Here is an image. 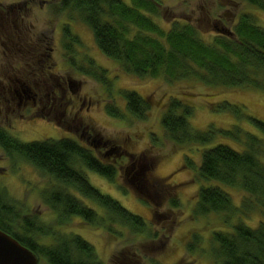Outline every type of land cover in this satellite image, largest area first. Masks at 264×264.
I'll return each mask as SVG.
<instances>
[{
    "label": "rangeland",
    "instance_id": "obj_1",
    "mask_svg": "<svg viewBox=\"0 0 264 264\" xmlns=\"http://www.w3.org/2000/svg\"><path fill=\"white\" fill-rule=\"evenodd\" d=\"M24 1L29 7L28 11L23 7L24 15L27 21L35 25V32L37 30L53 36L57 68L63 73V62L65 58L69 60L72 79L81 83L80 92L87 97L86 102L93 100L90 109L82 110L84 116L88 115L86 124L89 129L92 127L95 133L111 139L113 145L136 155L146 149L148 157L143 164L151 165L150 168H141L143 164H138V177L133 183L125 175L126 168L131 169L128 159L118 164L122 167L117 166L116 182L82 168L100 192L110 195L145 220L144 231H137L121 224L119 219L117 223L108 219L104 208L85 198L83 202L95 206L99 212L98 222L88 224L81 217L63 215L45 198L50 193L49 197L52 196L51 189L57 186V181L23 158L12 167L0 162V189L5 190L22 214L36 216L46 226L48 234L37 237L39 242L55 245L57 242L51 239V230L55 236L70 231L81 234L94 245L98 258L106 264H169L176 259L180 260L178 264H222L216 260L217 245L213 232L231 230L237 221L250 226L264 221V207L255 206L247 211L242 205L245 192L206 180L200 175L201 153L205 148L217 143L235 147L237 143L229 137L218 136L206 144L178 145L167 137L161 120L168 103L174 99L181 106L179 113H183L185 108L189 110L187 118L194 129L206 130L212 126L230 128L238 123L246 130L256 132L257 129L247 117L264 121V91L251 87L209 86L192 79L168 82L163 78L127 73L116 61L102 53L85 22L76 17L71 19L60 8L54 9V6H59V0H0L3 4H23ZM161 1L160 12L164 21L180 19L191 23L206 40L219 34L216 26L230 29L229 32L233 34L235 24L243 14L252 15L255 23L264 27V10L244 0ZM159 22L162 23L160 18ZM63 27L65 35L68 30L69 34L75 36L72 42L65 36L60 43L59 31L62 32ZM127 91L138 93L146 102L141 112L143 117L138 118L128 111L124 97ZM224 102L237 106L238 112L222 108ZM109 106L121 109L126 117L109 115ZM48 127L51 130H28L20 137L27 142L42 140L43 137H62L59 130ZM3 155L4 151L0 148V159ZM105 158L115 162L114 159ZM132 171L134 169L128 175ZM135 184L147 188L144 191L147 190L151 197L140 193ZM210 185H220L230 193L234 205L243 207V210L234 214L229 211L199 212L196 208L199 189ZM172 200H177L179 204L173 206ZM38 264L50 263L38 255Z\"/></svg>",
    "mask_w": 264,
    "mask_h": 264
},
{
    "label": "trees",
    "instance_id": "obj_2",
    "mask_svg": "<svg viewBox=\"0 0 264 264\" xmlns=\"http://www.w3.org/2000/svg\"><path fill=\"white\" fill-rule=\"evenodd\" d=\"M264 10V0H244ZM54 9L64 11L85 22L95 41L108 58L127 72L140 77L163 78L168 82L192 79L209 86L256 88L264 91V27L250 14L240 16L233 34H216L206 40L191 23L174 19L164 21L161 0H59ZM156 18V19H155ZM158 18V19H157ZM159 18L162 23L159 22ZM164 21V23H163ZM66 31V36L74 40ZM70 48V47H69ZM128 111L138 118L146 102L134 91L124 94ZM176 100L168 103L162 116L163 129L178 145L212 142L216 137H229L237 146L217 143L201 153L200 175L246 193L242 205L246 210L264 207V121L247 117L257 131H248L238 123L232 127L212 126L194 129L188 121L189 110L179 113ZM222 108L238 112V107L224 102ZM142 109V110H141ZM108 114L125 118L119 108L108 107ZM0 144L8 156H19L58 182L47 202L63 215H79L96 223V213L71 190L87 201L104 208L108 219L120 220L137 231H144L145 220L130 212L118 200L93 187L83 167L114 181L117 167L102 163L89 150L69 139L23 142L6 131ZM190 160L189 158H187ZM83 166V167H82ZM70 190V191H69ZM54 192V193H53ZM173 206L179 203L172 200ZM196 208L202 214L229 211L234 205L229 192L220 185L199 189ZM105 218V217H104ZM119 222V223H120ZM250 224V223H249ZM252 225V224H251ZM0 229L12 235L50 264H105L94 246L81 237L59 236L54 245L42 244L37 237L48 234L36 216L22 214L5 190L0 189ZM112 230V228H111ZM216 260L222 264H264V221L247 225L237 221L231 230L213 232Z\"/></svg>",
    "mask_w": 264,
    "mask_h": 264
},
{
    "label": "flooded vegetation",
    "instance_id": "obj_3",
    "mask_svg": "<svg viewBox=\"0 0 264 264\" xmlns=\"http://www.w3.org/2000/svg\"><path fill=\"white\" fill-rule=\"evenodd\" d=\"M23 7L26 11L29 10L25 1L23 4L21 2L7 4L0 2V134L6 131L13 138L27 142L22 140L20 135L28 130L54 127L61 133V138L43 137L42 140L35 141L69 139L89 150L98 161L112 164L115 167H122L118 164L128 159L129 166L134 171L128 175L131 169L127 167L125 175L127 180L133 183L138 177L136 166L145 163L148 157L146 149L143 153L139 152L136 155L128 149L122 150L121 146L113 145L111 139H105L99 133H95L92 127L89 129V125L86 124L88 115L84 116L82 110L90 109L93 100L86 102L87 97L80 92L81 83L72 79L71 62L66 58L63 62L64 72H60V68H57L58 63L54 59L56 47L55 44L53 45V36L39 33L37 30L35 32V25L27 21ZM218 27L216 26L219 33L230 35V29ZM64 30L65 27L62 28V32L59 31L61 44L66 36ZM0 148L3 149L1 144ZM105 157L114 159L116 163L106 160ZM21 159L19 156H8L4 151L0 162L6 167H12L21 162ZM143 166L141 165V168L151 167L147 164ZM114 180L113 182H116V177ZM88 181L93 186L89 179ZM135 185L140 193L151 197L149 192H146L147 190L144 191L147 188ZM70 192L73 196L84 200L74 190ZM85 205L95 211L96 222H98L99 212L95 206H89L87 203ZM69 216L81 217L89 224L82 216L75 214ZM51 236L54 243L59 240V236L70 239L81 237L87 241L81 234L70 231L55 236L51 230ZM179 261L176 259L169 264H178Z\"/></svg>",
    "mask_w": 264,
    "mask_h": 264
},
{
    "label": "water",
    "instance_id": "obj_4",
    "mask_svg": "<svg viewBox=\"0 0 264 264\" xmlns=\"http://www.w3.org/2000/svg\"><path fill=\"white\" fill-rule=\"evenodd\" d=\"M0 264H38V255L0 229Z\"/></svg>",
    "mask_w": 264,
    "mask_h": 264
}]
</instances>
